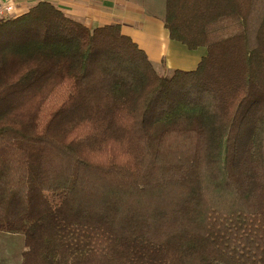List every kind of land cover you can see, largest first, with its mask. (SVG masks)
Returning a JSON list of instances; mask_svg holds the SVG:
<instances>
[{
    "label": "trees",
    "instance_id": "1",
    "mask_svg": "<svg viewBox=\"0 0 264 264\" xmlns=\"http://www.w3.org/2000/svg\"><path fill=\"white\" fill-rule=\"evenodd\" d=\"M206 56L159 73L50 2L0 23V231L22 264H264V0H167Z\"/></svg>",
    "mask_w": 264,
    "mask_h": 264
},
{
    "label": "crops",
    "instance_id": "2",
    "mask_svg": "<svg viewBox=\"0 0 264 264\" xmlns=\"http://www.w3.org/2000/svg\"><path fill=\"white\" fill-rule=\"evenodd\" d=\"M41 2H50L68 18L91 30L120 25L143 50L155 69L161 71H194L207 51H190L171 40L165 28L167 0H0L13 6L12 19L27 14Z\"/></svg>",
    "mask_w": 264,
    "mask_h": 264
},
{
    "label": "rangeland",
    "instance_id": "3",
    "mask_svg": "<svg viewBox=\"0 0 264 264\" xmlns=\"http://www.w3.org/2000/svg\"><path fill=\"white\" fill-rule=\"evenodd\" d=\"M161 73V67H158ZM25 248L23 234H8L0 231V264H22Z\"/></svg>",
    "mask_w": 264,
    "mask_h": 264
},
{
    "label": "built area",
    "instance_id": "4",
    "mask_svg": "<svg viewBox=\"0 0 264 264\" xmlns=\"http://www.w3.org/2000/svg\"><path fill=\"white\" fill-rule=\"evenodd\" d=\"M14 8L8 4H0V23L12 19Z\"/></svg>",
    "mask_w": 264,
    "mask_h": 264
}]
</instances>
